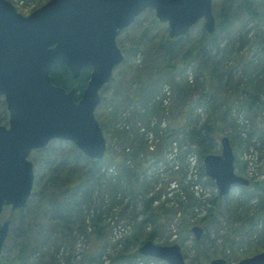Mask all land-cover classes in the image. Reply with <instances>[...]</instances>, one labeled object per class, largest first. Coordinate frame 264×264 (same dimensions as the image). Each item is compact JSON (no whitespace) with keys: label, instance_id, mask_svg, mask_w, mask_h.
Masks as SVG:
<instances>
[{"label":"rangeland","instance_id":"obj_1","mask_svg":"<svg viewBox=\"0 0 264 264\" xmlns=\"http://www.w3.org/2000/svg\"><path fill=\"white\" fill-rule=\"evenodd\" d=\"M9 1L18 6L22 12L29 13L47 0H23V3H20V0ZM242 1L213 0L212 10L216 14L223 11L234 13L235 22L231 28V39L228 42V47L230 45L231 48L242 47L244 51L250 49V59L253 60L252 67L258 73L262 68L260 61L264 58V16L260 17V21H257L253 16L244 13L241 7ZM253 2L257 8L264 5V0H253ZM154 17L155 14L152 9H145L135 22L117 36V45L124 54V59L114 68L112 78L100 90L101 102L96 107L95 116L106 140L107 150L103 163L111 165L108 173H106L107 180L111 179L110 176H116V168L121 166L119 160L115 162L117 167L111 163L109 160L111 157H120L121 154L128 156L132 150H137L138 156L128 158L125 162L134 166L138 161L145 160L151 145L157 146L163 142L165 127L171 122L170 114L177 108L180 95L177 91L179 82H183L187 78L192 79L189 97L191 100H195L203 92L200 86L202 58L197 57L184 65L182 72L175 74L174 82H164L158 87L160 90L156 93V97L158 100L163 99L162 106H164L165 112L158 108V112L150 116L153 118L151 124L149 122V128H147L141 115L133 114L137 110L146 112L147 107H152L147 104L148 101L142 91L139 90V83L142 82L143 88H147L148 80L146 78L160 69L163 53L166 49L164 38L165 32L168 34V29L166 30L164 23L163 26H156L153 22ZM257 23H261L262 30ZM202 29H204V25L201 19L181 39L182 46H185L183 49L187 47L188 41L196 40ZM255 31L259 34V39L256 41H254ZM226 36L227 38L220 37L217 40L221 42V47H224L229 40L228 35ZM175 50L171 49L170 51L174 52ZM214 51L212 50V53ZM215 55L219 60L227 57L223 52H216ZM177 60L176 57L169 62L176 63ZM223 67L224 69L229 68L227 65ZM223 67L221 73H223ZM229 69L225 75L219 76L221 73H216L219 76L217 79L216 75L213 76L214 94L210 96L213 97L216 94L215 97L219 99L222 94L231 92V85L236 86L232 82H239L237 85L238 96L242 100L245 96L243 92L245 78L241 75L243 66L236 65ZM219 70H221V66L217 68V71ZM219 78H221L220 81ZM262 89L264 99V81L262 82ZM129 96H133L134 100L129 106H125V98H129ZM185 96L187 95L185 94ZM135 99L137 100L135 101ZM240 102L232 109L231 114L229 113L220 137L226 135L230 138V134L234 132L233 121L238 124L236 130H241V136L239 138L235 136L233 143L231 142L236 159L235 172L248 178L256 176L255 182H260L261 186L253 195L241 192V188L238 186L234 187L226 198H222L214 218L209 221L206 220L208 223H206L204 233L199 240L194 238L192 232L182 243H179L178 238L181 234V228L185 224L190 225L189 228L193 225L201 226L197 223L207 214L208 208L213 207L212 199L217 195V189L213 181L209 182L207 177L202 176L199 179V174L195 178L190 172L188 174V170H186V167L189 166L188 152L196 155V164L198 168L200 167V159L195 153L197 147L190 144L191 141L187 142L184 139L183 149L187 153L184 162L182 164L180 161L178 162V165L184 168L183 174L178 177L179 180L181 179L178 188L176 185L172 186L173 183H169L174 177L170 167L176 163L170 155L175 151L165 147L161 161L154 164L148 172L147 186H145L146 196H144V192L133 196L129 194V191L120 192L117 196L105 188L104 183L106 181L104 178L99 179L100 181L95 179L92 190L85 187L89 201L88 205L83 206L82 214L84 217L82 220L75 219L76 222L70 230V225L61 227L60 213L53 208V204L61 194L60 181L65 180V178L73 181L78 173L88 172L89 169L97 177L98 168H94L85 159H76L70 152L71 145L67 143L70 141L60 140L62 142L59 141V143L54 139L47 146V149L42 150V153L37 150L29 155V159L34 164L36 175L31 195L22 208V215L9 206H5L1 211L0 221L12 220L13 227L10 228L3 244L0 264H8L1 261L4 257L7 259L6 261L17 257L26 231L29 233L30 247H33L32 249L37 250V252L28 253L24 257L23 264H52L54 263L53 259L58 264L80 263L81 260L87 258L86 253H94L98 245V242L94 241L91 236L92 219L97 215H99L95 221L97 227L102 233L107 234L108 240V244L101 249L100 258L104 260V264H111L110 260L115 255L130 250L124 247V238L134 228L138 227L142 231V235H147L153 230L152 222L148 221L144 226L139 225V223L142 219H146L150 213L157 211L158 205L162 203L165 206L161 209V215L164 218L163 224L160 226V230L154 234L153 241L164 245L178 242L177 244L180 245V251L187 264H203L208 257H222L223 254L227 255L228 264H232L247 254L253 255L264 250V219L260 225L252 229L248 227L249 224H246L248 222H245L250 217L249 215L254 214L261 207L264 208V176H258L262 172L260 166L264 163V104H262L258 118L253 119L250 114L248 115L246 108H240ZM154 106L156 109L160 105ZM195 114L200 116V123L208 116L202 103L196 109ZM249 118L252 121V128L251 125L249 126L251 122ZM0 119L7 124L8 111L2 96H0ZM159 121H161V125L156 130L155 125ZM250 131L252 138L250 142H247ZM259 137L263 139V143ZM218 149L220 152V145ZM101 172H104L103 168ZM187 185L189 186L186 190L183 188L185 196L178 195L180 188ZM168 186L170 187L168 188ZM170 189L171 193L168 192ZM158 195L160 197L148 204L147 207L143 206L145 199ZM187 195L190 199H196V202L192 208L183 213L178 210V206L180 203H187ZM168 198L169 200H167ZM197 199L205 200L204 204L197 203ZM174 210H176V214L169 215L166 219L167 213ZM70 219L72 220V218ZM66 241H68L69 246L65 243ZM162 263L161 261L150 262V264ZM82 264H87V262L84 261Z\"/></svg>","mask_w":264,"mask_h":264},{"label":"water","instance_id":"obj_2","mask_svg":"<svg viewBox=\"0 0 264 264\" xmlns=\"http://www.w3.org/2000/svg\"><path fill=\"white\" fill-rule=\"evenodd\" d=\"M213 0H48L28 15L8 0H0V95L8 110L7 124L0 119V213L5 205L15 210L26 205L34 184V149L52 139L73 142L92 159H102L106 140L95 117L100 89L122 62L116 37L145 9H153L167 23L170 37L185 35L199 20L212 33ZM55 63L65 65L74 79L84 67L89 78L79 93L51 80ZM220 153L203 157L204 173L220 196L249 180L235 172V155L228 136L219 139ZM9 221H0V255ZM196 240L203 227L193 225ZM138 252L168 264H187L177 243L164 245L151 239ZM207 264H226L222 257ZM235 264H264V250Z\"/></svg>","mask_w":264,"mask_h":264},{"label":"trees","instance_id":"obj_3","mask_svg":"<svg viewBox=\"0 0 264 264\" xmlns=\"http://www.w3.org/2000/svg\"><path fill=\"white\" fill-rule=\"evenodd\" d=\"M241 7L244 10V13H247L249 16H253L257 21H260V17L262 18L264 16V5H262L260 8H257L254 6L253 0H243ZM215 16V29L212 33H208L205 29H202V32L199 33L198 37L194 41H188V45L185 49H183L185 46H182L181 39L184 38V36L179 37H169V35L165 32V38L164 41L166 43V49L163 53V61L160 69L152 75H148L146 80L147 82V90L143 88V85L141 83L139 86V90L142 91V94H144L145 99L148 101L147 104L152 107H147L146 112H140L135 111L133 114H139L144 119V122L149 128V122L151 124V120L153 117L150 118L151 115H155V113L158 112V108H160L161 111L165 112L164 106H162V100H158L156 97V93L160 90V85L164 82H174L176 73L182 72L184 65L191 62V60L201 57L202 58V67L200 68L202 73V81H201V88L203 89V92L195 99L191 100L190 94H191V86L192 84L189 83L187 80L183 82H179L177 87V91L179 92V99L177 103V108L173 110L170 114L171 122L168 123L165 127V135L164 138H162L163 142L157 146L153 150H148V153L146 155L145 160L138 161L134 166H130L127 163L128 158H134L138 156L137 150H132L128 156L121 154L120 157L115 156L111 157L109 160L111 163L115 164L117 160H119L120 167H117V175L116 176H110L111 179L107 180L106 173H108V169L111 167L110 164L106 165L107 163H103V159L101 160H95L91 159L87 156H85L81 151L77 149V147L72 142L71 145V153L75 156L76 159H85L88 161L94 168H98L97 177L95 176L94 172H92L91 169L88 170V172H84L82 174L78 173L75 180L70 181L69 178H65V180L60 181L61 186V194L59 198L55 201L53 204V208L57 210V212L60 213V224L62 226H71L76 222L75 219H80L84 217L82 214L83 206L88 205V197L86 188L91 189L94 187L93 184L95 183V179L97 181H100L99 179L104 178L106 181L104 183L105 188L107 190H111L115 193V195L120 192L129 191V194H132L133 196H137V193L144 192V196H146L147 192L145 191V186H147V178H148V172L153 168L154 164H157L159 161H161L163 154H164V148L169 147L173 141H176L178 143V146L180 148L178 158L181 162H184L185 150L183 149L184 146V139L189 142L190 144H193L197 147V152H195L199 159H200V167H199V179L204 176V168L203 164L201 163L203 157L210 153H218L219 149V137L222 134V130L224 128V124L227 121V117L230 112H232V109L236 106L237 103L240 101V108H246L248 111V115L250 114L251 118H258L260 115V109L262 108V104H264L263 99V89H262V82L264 81V58L261 59V71L256 72L255 68L252 67L253 60L250 59V49L249 50H242V47L238 48H231L228 47L229 41H230V32L231 28L235 22L234 19V13L223 11L222 13L216 14L214 11ZM138 17L135 18V21ZM134 21V22H135ZM153 22L156 26L164 25L163 23H160L155 17L153 19ZM262 23V22H261ZM261 23H257L260 25V30H262ZM167 30V26H165ZM262 33V32H261ZM229 37V40L227 43H225L224 47H221L220 41H217L220 37ZM259 39V34L257 31H255L254 34V41ZM182 46V48H180ZM211 46V47H210ZM180 48V49H179ZM171 49H176L174 52H171ZM212 50H215L212 53ZM216 52H223L226 54L227 57L219 60L217 59L215 53ZM177 57V62L172 63L169 62L173 58ZM228 63H230L228 65ZM227 65V67L231 68L236 65L243 66L242 71V77L245 78L243 82L244 87V94L245 96L241 100V98L238 96L239 89L237 87L239 82H232L236 86L231 85V92L227 93L225 95L219 96V99L215 97H211V94H214V81L213 76L216 75V73H221L222 67ZM221 66V70L217 71V68ZM229 68L224 69L223 67V73L219 74L225 75V72H229ZM90 74V69L85 67L81 71L80 76L77 79H74L71 75L70 70L63 64L55 63L53 65V68L51 70L50 76L51 80L54 84L60 85L64 87L66 90L70 89L71 87H77L78 90H82V88L85 86ZM216 75V79L219 77ZM171 77V79H170ZM112 78V77H111ZM221 78H219V81ZM149 84V85H148ZM194 84V83H193ZM195 88H196V82H195ZM139 94V93H137ZM185 94L187 96H185ZM79 94H77L75 97H78ZM134 97L129 96L125 98L124 105L129 106L132 103V100ZM138 99V98H137ZM135 99V101L137 100ZM200 103H202V106L208 113L207 118L200 123V116H196L195 111L200 106ZM152 104V105H151ZM154 105H160L157 106L155 109ZM231 114V113H230ZM161 118V115H160ZM250 119V118H249ZM251 121V119H250ZM161 125V121H159L155 126V129L158 130L159 126ZM251 125L252 128V121L250 122L249 126ZM238 124L233 121V127L234 132L231 133L230 138L231 142L233 143V138L235 136H241V130L237 131ZM250 128V129H251ZM138 130V129H137ZM139 132V131H137ZM124 133H127L124 131ZM157 136V134H155ZM252 136L251 131L249 134V137L247 138V142H250ZM56 141H60L58 139H55ZM259 140L263 143V139L259 137ZM52 142V141H51ZM50 142V143H51ZM62 142V141H60ZM59 142V143H60ZM49 143V144H50ZM48 144V145H49ZM47 145V146H48ZM47 146L43 149H38L39 153H42L44 149H47ZM249 146V145H248ZM236 160V159H235ZM101 165H104L101 167ZM106 165V166H105ZM103 168L104 172H101V169ZM261 168V174L264 176V163L260 166ZM181 173V170H179L177 173H173V176L171 179H177L179 174ZM36 175V174H35ZM209 182H212L211 179L207 178ZM189 185L181 187L185 190L188 188ZM261 186L260 182H251L249 185H246L241 188V192H245L248 195H253L255 191H258ZM86 187V188H85ZM171 190V189H170ZM169 193L171 191H168ZM177 195V193H176ZM179 195V193H178ZM158 196H151L143 201V206L147 207L148 204H151L152 201L156 200V198H159ZM193 197V195H192ZM187 203L183 204L180 203L178 206V210L185 213V210L187 211L189 208H192L195 205L196 199H190V197L187 195ZM169 200V198L167 199ZM199 201V200H197ZM221 199L220 197L216 196L213 199L212 206L208 208V212L205 216H203L197 224H201L203 227L206 226V223H208L209 220L214 218L216 215V211L219 208ZM165 208L164 203L161 205H158L157 211L150 213L146 219H142V221L139 223V225L144 226L146 222L150 221L153 223L154 228L151 232H149L147 235H142V231L140 229L134 228V230L124 238V247L129 248L130 250H127L126 252L119 253L115 255L113 258H111V264H150V262H158L159 260L149 257V256H142L138 253V247L140 244H142L145 240L151 239L154 240V234L160 230V226L163 224V216L161 215V209ZM23 209L20 208L17 210V213L22 215ZM176 214V210L170 211L166 215L169 217V215ZM253 215V216H251ZM249 215L247 220L245 222H248L246 224H249L248 227L252 229L253 227H256L257 225H260L264 219V208H259L254 214L252 213ZM75 217V218H74ZM72 218V220L70 219ZM99 218V215H97L95 218L92 219V229H91V236L94 241L98 242V245L95 249L94 253L88 252L86 253L87 258L81 260V264L87 262V264H104V260L101 259V249L102 247L106 246L108 244L107 240V234L102 233L96 224V220ZM184 219V217H183ZM208 220V221H206ZM74 221V222H73ZM10 228L12 229L13 224L12 220L10 221ZM73 222V223H71ZM180 222V221H179ZM244 222V223H245ZM205 223V224H204ZM190 225L185 224L181 228V234L178 238L179 243H182L188 236H190L191 233V227ZM60 240L62 238L58 237ZM71 238V236H70ZM29 233L26 231V236L22 240V246L19 248L18 255L14 259L10 261H6L7 259L2 258L1 261L3 263L8 264H23L24 257L28 255V253H36L37 250L32 249L33 247H30L29 242ZM65 240V239H64ZM71 240V239H70ZM63 242V241H62ZM68 246V241L65 242ZM196 243H198L196 241ZM34 245V243H33ZM31 248V249H30ZM259 249V248H257ZM259 251V250H257ZM111 254V253H109ZM252 254H247L244 257L250 256ZM226 260L228 259L227 255L223 254L221 255ZM212 258L211 256L206 259V261L203 264H207L208 261H210ZM54 263L52 264H58L55 259H53ZM162 262V261H161ZM79 262L76 263H68V264H80ZM166 264V263H162Z\"/></svg>","mask_w":264,"mask_h":264},{"label":"built area","instance_id":"obj_4","mask_svg":"<svg viewBox=\"0 0 264 264\" xmlns=\"http://www.w3.org/2000/svg\"><path fill=\"white\" fill-rule=\"evenodd\" d=\"M172 150H174L175 153L171 154L170 157H173V161L176 162V163L173 164L174 165L173 167L174 168H178V160L176 158V153H177L176 146H174ZM188 159H189V167H190L189 172L192 174L193 177H195L196 174H197V170H198L197 169V164H196V158H195L194 155L189 154L188 155ZM173 184L175 185L176 183L174 182ZM195 187H197V185H195Z\"/></svg>","mask_w":264,"mask_h":264},{"label":"flooded vegetation","instance_id":"obj_5","mask_svg":"<svg viewBox=\"0 0 264 264\" xmlns=\"http://www.w3.org/2000/svg\"><path fill=\"white\" fill-rule=\"evenodd\" d=\"M238 174V173H237ZM204 175H205V173H204ZM240 175V174H239ZM241 176H243V175H241ZM258 176H262V174L260 173V175H258ZM243 177H245V176H243ZM245 178H247L248 180H249V184L251 183V182H255V178H256V176L255 177H250V178H248V177H245ZM213 181V180H212ZM213 183H214V181H213ZM249 184H247V185H249ZM214 185H215V183H214ZM236 186H238V187H244V186H246V185H236ZM236 186H233L232 187V189L234 188V187H236ZM215 187H216V185H215ZM216 189H217V187H216ZM232 189L230 190V192L232 191ZM230 192L227 194V195H223V196H220L219 194H218V191H217V195L216 196H218V197H220V199L222 200V198H226L229 194H230ZM215 196V197H216ZM214 197V198H215ZM204 201L205 200H199V202L200 203H202V204H204ZM212 202H213V199H212ZM220 206V205H219ZM9 226H10V223H9ZM204 230H205V228H204Z\"/></svg>","mask_w":264,"mask_h":264}]
</instances>
